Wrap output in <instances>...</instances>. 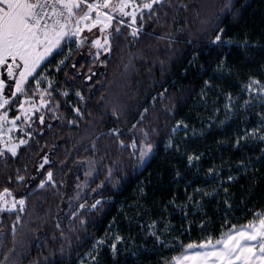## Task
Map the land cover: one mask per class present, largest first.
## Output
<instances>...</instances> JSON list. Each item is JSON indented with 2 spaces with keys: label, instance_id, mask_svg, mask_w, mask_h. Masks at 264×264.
I'll use <instances>...</instances> for the list:
<instances>
[{
  "label": "trees",
  "instance_id": "trees-1",
  "mask_svg": "<svg viewBox=\"0 0 264 264\" xmlns=\"http://www.w3.org/2000/svg\"><path fill=\"white\" fill-rule=\"evenodd\" d=\"M184 2L193 6L207 5L209 7H202V10L211 15L218 13L217 6L224 0H173L177 5ZM237 7L241 8L240 15L235 19L227 16L224 21L227 35L234 41L230 45L211 44V34L202 31L193 7L191 12L178 13L174 25L170 22L155 29L159 35L169 39H158L151 34V20L146 29L149 34L138 43L130 38H120L116 42V57L110 61L109 68L96 66L100 73L107 71V80L103 75L94 76L90 84L86 75L76 76L75 80L68 79L64 73L59 76L60 88L70 92L66 100L61 98V115L67 116L69 121L76 118L71 107L75 103L86 111L89 123L72 128L67 122L61 124L49 119L51 128L40 125L43 135L34 136L31 146L22 149L19 157L0 164V192L10 188L17 197L31 192L28 209L23 216L24 224L27 221L25 228L28 227L30 232L25 233L24 228L21 236L18 234L13 238L11 224L16 216L4 214L0 229L8 232L9 236L7 240L0 241L4 245L0 258L13 247L23 251L17 264L42 261L49 255V249L59 253L64 241L60 239L56 221L68 219V182L79 164L84 165L83 162L89 159L97 162L98 173L90 181L89 188L84 189L88 203L95 199L111 202L104 204L101 211L87 215L90 223L86 228L80 229L77 221V231L72 238L87 239V243L76 249L78 255L74 264L88 253L96 239L104 236L110 225L120 227L124 238L129 236L142 243L141 238L148 234V230L140 225L141 220L149 217L160 221L161 228H164L161 223L164 220L168 226L164 229L170 230L168 236H178L187 245L189 242H202L209 234L219 238L228 230L226 225L242 226L251 222L256 212L264 210V166L258 159L264 158V142L250 139L245 143L242 140L237 147V138L229 137L234 124H228L186 143L188 150L195 149L196 155L200 156L197 161H189L188 150L181 147L185 153L182 155L180 149L169 150L165 145L172 128L180 120L191 123L199 116L203 110L199 105L204 92L217 88L235 94L252 77L264 80V0H238ZM190 41H194L195 46ZM245 41L250 42L247 47ZM197 53L198 59L193 61L192 57ZM225 57L228 70H225ZM76 62H83L85 73L91 67L90 58L77 56ZM218 66L220 71H217ZM69 72L75 75V70H65V73ZM209 80L212 86L206 88ZM109 84L111 89L107 87ZM101 88L103 91L98 92L97 89ZM78 90L83 91L88 99L87 109L75 95ZM102 95L109 97L106 107H101L106 103L101 100ZM153 100L156 101L154 105ZM114 107L120 112L119 119L112 112ZM146 107L149 114L140 127L151 129L157 148L156 154L140 167L136 156L130 150L122 149L110 133L112 128L122 129L121 138L126 143L136 139L130 135V129ZM136 134L139 136V128ZM141 141L142 138L137 140ZM45 156L54 161L52 165L45 166V171L54 172L56 184L39 189L38 182L45 175L39 171V165ZM241 161L248 165L247 169ZM253 163L257 171L251 170ZM17 169L28 178L24 184L15 180ZM109 169L112 170L111 177ZM210 169H215V172H210ZM33 176L37 180L34 181ZM231 176L237 180L231 181ZM216 181L207 189L208 192L221 188V185L229 192L225 193L221 188L215 196H202L199 190L205 189V183ZM101 182L105 185L102 189L98 187ZM189 197L194 203L189 201ZM201 200L203 207L198 209ZM229 202L231 209L227 207ZM62 226L67 232L66 224ZM35 230L42 237L46 235L43 250L37 247L39 242L35 241ZM54 235L57 237L55 240L52 239ZM133 251L136 253L134 257L116 258L107 253L102 264H155L164 253V245L149 244L145 250Z\"/></svg>",
  "mask_w": 264,
  "mask_h": 264
},
{
  "label": "snow or ice",
  "instance_id": "snow-or-ice-1",
  "mask_svg": "<svg viewBox=\"0 0 264 264\" xmlns=\"http://www.w3.org/2000/svg\"><path fill=\"white\" fill-rule=\"evenodd\" d=\"M237 3L238 0L236 2L224 0L222 5L217 6L218 13L210 15L202 10V7L208 8L207 5L193 6L188 2L177 5L173 0H0V164H6L10 158L19 157L22 149L26 150L31 146L34 136L43 135L40 132V125L51 128L52 125L48 124L49 119L60 121L61 124L67 122L72 128L89 123L86 111L75 103L71 107L76 118L69 121L67 116L61 115V98L66 100L70 96L69 91L60 88L59 76L62 73L71 80H75L76 76L86 75V80L90 84L94 76L103 75L107 80V71L100 73L96 70V66L109 68L110 61L116 57L118 48L116 42L120 38L125 40L130 38L138 43L143 36L149 34L146 29L151 20L153 21L151 34L158 39H169L168 36L159 35L155 29L161 25L167 26L170 22L174 25L178 13L191 12L193 7L202 31L211 34V44L230 45L234 41L228 37L224 21L227 16L235 19L240 15L241 8L237 7ZM190 43L195 46L194 41ZM249 43L245 41V47ZM77 56L90 58L91 67L87 69V73L84 71L83 62H76ZM198 56L199 53L193 56V61H196ZM226 61L227 57H225V70H228ZM69 68L75 70V75L70 72L65 73ZM217 71H220L219 66ZM211 86V80L206 82V88ZM107 87L111 89L112 85L109 84ZM244 88L249 97L244 101V109L255 107L257 102L261 108H264V80L252 77ZM97 91L101 92L103 88ZM75 95L83 102L84 109H87L88 99L84 92L78 90ZM100 98L106 102L101 107H106L109 97L102 95ZM233 99L232 94L229 93L226 107L235 114ZM155 103L156 101L153 100L152 104ZM112 112L119 119V110L114 107ZM148 114L149 109L146 107L131 126L130 135L136 136V139L131 140L130 143H126L121 138L122 129L112 128L110 133L118 140L122 149L130 150L136 156L140 167L156 154L157 148L151 129L140 127ZM137 128H139V136L136 134ZM182 129L193 132L186 121L180 120L172 128V134L175 135ZM141 138L142 143H138L137 140ZM250 139L264 142V111L259 113V127H253L250 132L245 129V135L236 139V146L240 147L242 140L246 143ZM95 147L96 145L93 144L92 148ZM166 147L177 149L179 146L173 139H169ZM199 159L200 156L196 154L189 157L190 162ZM258 159L264 166V158L258 157ZM53 163L54 161L45 156L39 165V171L45 173L38 182L39 189H45L49 184H56L54 172L45 171V166ZM83 163L87 169L84 175L89 179L78 183L76 185L78 189L89 188L91 178L97 174V162L89 159ZM241 165L245 169L248 168L244 161H241ZM251 170H258L254 163ZM209 171L214 173L215 169ZM16 172L15 180L24 184L28 179L27 176L21 174L20 169ZM108 175L112 176L111 169ZM177 175L179 176V173ZM32 179L35 181L37 177L33 176ZM230 180L235 181L237 177L231 176ZM104 186V182H101L98 187L102 189ZM28 187L31 189L32 185L29 184ZM221 188L225 193L229 192L227 187L221 185ZM221 188L212 192H208L207 189L199 191L202 196L211 197L217 195ZM29 195L31 192L17 197L10 188H4L0 193V223H3L4 214L16 216V220L11 224L13 238L25 228L23 215L28 209ZM72 201L69 202L68 219L56 221L60 239L64 241L60 245L59 253L49 249V255L43 257L42 261H34V264H74V258L78 255L76 249L83 248L87 243V239L72 238L77 231L75 227L77 221L80 229L86 228L90 223L86 218L87 215L93 211H101L104 204L111 202L95 199L89 204L87 196L79 191L72 197ZM189 201L194 203L192 197H189ZM202 207L201 200L197 208ZM227 207L231 209L232 204L229 202ZM62 224H66L67 232ZM200 227L204 229L203 224ZM225 227L228 230L222 232L219 238L209 235L202 242H189L187 245L178 236L166 241L158 237L155 230L150 235L157 237L161 245H167L178 253L162 264H264V210L256 212L253 220L243 227L231 224ZM152 228L156 229V225L153 224ZM35 231V241L39 242L37 247L43 250L46 235L42 237L38 230ZM0 234H2L0 239L7 240L8 232L0 229ZM52 239L55 240L57 237L54 235ZM112 239L114 242L111 245H108L107 233L105 238L96 239L88 255L80 260V264H86V261L87 264H102L101 254L106 246L110 247L115 256L118 246L125 238L114 233ZM3 247V243H0V250H3ZM13 253H17V248L13 247L7 255L0 258V264H17L18 257L23 255V251L18 255Z\"/></svg>",
  "mask_w": 264,
  "mask_h": 264
},
{
  "label": "rangeland",
  "instance_id": "rangeland-1",
  "mask_svg": "<svg viewBox=\"0 0 264 264\" xmlns=\"http://www.w3.org/2000/svg\"><path fill=\"white\" fill-rule=\"evenodd\" d=\"M250 79H248L245 83H243L241 85V89L235 94H232L231 92H224L222 90L219 91V90H217V88L204 92L202 94V103L199 105L203 108V110H201L199 116H197L196 120L191 122V123L184 120L189 124L190 128L193 130V132L195 134H193V132H189L188 130L182 129L181 131L177 132L175 135H173L171 133V136L168 138V140L173 139L175 144H177L179 146L178 149H180L182 155H184L185 153H184V151H182L181 147L184 150H188L187 144L189 141H191V139H195L197 137L206 135L208 133V131H213L215 129H223L225 125L234 124L233 129H231L232 134H230L229 137L230 138L231 137L238 138V137H243L245 135V129H248L247 127H250L248 129L249 132L251 131V129L253 127H259V113L261 111H264V108H261V106L259 105L258 102H257L255 107L249 108L247 110L244 109V107H243L244 101L249 99V97L247 96V94L245 92L244 86L249 82ZM229 93L232 94V96L234 98L232 103H233V107L235 108V114H233L232 111L226 107V104L228 103V94ZM205 97H207V99H205ZM237 97L239 98L238 100L235 99ZM209 125H211V127H209ZM168 140H167V142H168ZM257 141H259V140H257ZM167 142L165 145H167ZM138 143H142V141L138 142ZM189 148H191V147L189 146ZM167 149H169V148H167ZM169 150H171V149H169ZM194 150L195 149L188 150V156L189 157L193 154H196V152ZM86 171H87V169L85 168V166L83 164H79L78 169L73 172L72 177L70 178V181L68 182V188H67V190H68V194H67L68 203L70 201H72V197L76 194V192L79 191V192L84 193V189H82V188L78 189L76 187V185L78 183L84 182V181L89 179L88 177H86L84 175V172H86ZM94 177H92L90 181H92L94 179ZM210 177L208 179H211ZM217 182L218 181H216L215 183L214 182L205 183L204 187H205V189H209V188L213 187ZM2 192H0V193H2ZM72 203H75V202L72 201ZM24 215H25V213H24ZM139 217H141V216H139ZM132 218L133 217H131L130 219H132ZM253 218H254V216H253ZM136 220L139 221V219H136ZM159 223H160V221L157 222L156 220L150 219L149 217L142 219L140 222V225H143L144 229L148 230L147 235L142 236V238L140 237L142 239V241H141L142 243L138 242L139 239L133 240V238H130L128 236L127 238L124 239V241L121 243V245L118 246V252L115 256L112 254L110 247H107V246L104 247L102 250V254H101L102 261L104 259L103 258L104 255L107 253L112 255L113 257H116V258L118 256L134 257V256H136V253L133 251L134 249L145 250L149 244L154 245L155 243H157V245H159L160 243H159L157 237L150 235V233H152L154 230L157 232L158 237H160L166 241H171L172 238H175V236H172V237L168 236L170 230L165 231L164 228H167L168 226L164 220L161 221V223L163 224L162 227H164V228H161L159 226ZM25 224H27V221ZM153 224L156 225V229L152 228ZM245 225L246 224L239 226V227H243ZM25 229H26L25 233L29 234V232H30L29 228L26 227ZM23 231H21V232H23ZM121 231H122V229L116 225H112L111 227H109V230L106 232L108 234V241H107L108 245H111L114 242V240L112 239L113 234L115 233V234L121 236V234H120ZM225 231H227V230H225ZM21 232L19 233V236H21L23 234ZM105 234L102 238H105ZM209 235H211L213 237L212 234H209ZM209 235H207V236H209ZM0 241H1V239H0ZM91 248H90V250H91ZM89 251H88V253H89ZM165 252H166V254H164ZM18 253H20V251H18V249H17V253H13V255H18ZM88 253H86L81 259L86 257L88 255ZM164 253L162 254V256L158 257L155 264H162L163 261L168 260V259H170L173 256L178 254L174 250L170 249L167 245H164ZM172 253H176V254L171 256ZM20 256L18 257V259H20ZM80 260L76 264H80ZM86 264H87V261H86Z\"/></svg>",
  "mask_w": 264,
  "mask_h": 264
}]
</instances>
